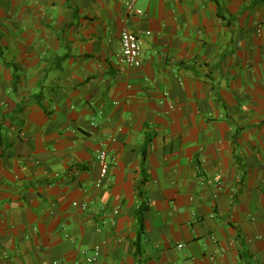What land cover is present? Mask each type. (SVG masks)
Instances as JSON below:
<instances>
[{"label":"crops","instance_id":"0c3cea01","mask_svg":"<svg viewBox=\"0 0 264 264\" xmlns=\"http://www.w3.org/2000/svg\"><path fill=\"white\" fill-rule=\"evenodd\" d=\"M129 1L0 0V264H264V0Z\"/></svg>","mask_w":264,"mask_h":264},{"label":"built area","instance_id":"2783aa9c","mask_svg":"<svg viewBox=\"0 0 264 264\" xmlns=\"http://www.w3.org/2000/svg\"><path fill=\"white\" fill-rule=\"evenodd\" d=\"M136 0H130L126 3V7L129 10H132L134 3ZM137 15H141L142 12L136 11ZM261 32V30L259 31ZM149 32H146L145 35H148ZM141 35L139 33L131 32L129 30H122L120 33V53L119 59L126 65L130 67H140L142 65V58H141ZM106 152L100 151L97 155V162L99 164V176L96 181V188L100 189L105 183H109L108 179V169L109 164L106 160ZM213 186L218 192L222 187V181L219 176H216L213 179ZM116 213V212H114ZM95 256H98V250L96 249ZM95 259H88L87 262L92 264Z\"/></svg>","mask_w":264,"mask_h":264}]
</instances>
